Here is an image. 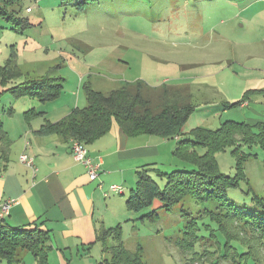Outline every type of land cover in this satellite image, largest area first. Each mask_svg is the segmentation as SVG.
Segmentation results:
<instances>
[{"label":"rangeland","instance_id":"obj_1","mask_svg":"<svg viewBox=\"0 0 264 264\" xmlns=\"http://www.w3.org/2000/svg\"><path fill=\"white\" fill-rule=\"evenodd\" d=\"M72 3L22 0L16 6L19 16L42 22L30 27L28 33L50 49L47 53L25 52L26 58L50 63L62 48L65 60L56 63L66 65L60 68V74L69 80L68 86L76 80L75 72L80 69L85 72L90 67L91 75L84 82L92 81L94 87L104 92L118 87V81L141 79L153 86L164 83L186 86L189 101L195 106L202 96L197 93L193 98L189 83L194 88L208 86L209 91L217 88L226 109L207 115L209 108L197 104L186 120L185 132L192 133L198 127L216 130L226 121H235L254 126L250 133L260 134L262 128L258 125L264 124V0H101L91 3L80 14ZM5 21L0 18V26L7 25ZM44 68L32 69L37 72ZM4 94L5 98L10 96L9 92ZM212 97L214 94L210 93L208 98ZM161 141L160 155L148 158L145 163L150 164L145 167L152 168L150 174L164 185L165 177L160 171L187 169L191 164H185L188 159L173 152L176 137ZM205 150V146L200 147L197 153L203 156ZM214 157L220 172L239 178L245 175L239 188L228 189L230 201L245 207L246 212L261 214L252 198L253 195L264 198L263 143L241 140L216 151ZM135 182L134 175L119 183L124 185L123 197L129 196ZM249 187L251 192L247 193ZM218 205L215 201L198 203L187 197L166 210L156 200L144 212L157 210L159 221H142L139 217L143 213H128L129 219H124L121 225L123 242L132 250L141 246L142 257L148 264H213L219 256V244L213 236L209 237L208 229L221 245L225 243L215 222L203 220L209 228L203 230L208 237L200 248L182 249L177 240L187 220L182 210L192 218L205 215L206 210H215ZM198 222L201 224L202 220ZM224 228L228 236L251 247L257 264H264L261 230L241 228L239 224H225ZM22 256L24 264H35L30 253L24 252ZM220 264L228 262L220 259Z\"/></svg>","mask_w":264,"mask_h":264},{"label":"trees","instance_id":"obj_2","mask_svg":"<svg viewBox=\"0 0 264 264\" xmlns=\"http://www.w3.org/2000/svg\"><path fill=\"white\" fill-rule=\"evenodd\" d=\"M21 1L0 0V18L18 31L26 30L33 25L29 18L18 15L16 6ZM95 1L101 0H62L63 4L73 2L72 5L80 13L86 12L88 6ZM13 57L12 55L5 65L0 66V82L3 87L15 82L2 89L0 97L5 92H10L15 97L26 95L42 101L52 100L58 96L62 82L53 72L38 78L24 77L16 81L24 75ZM85 91L87 98L85 107L75 109L59 122L44 125L40 132L57 133L69 141L76 139L89 145L109 133L115 122L129 136L146 134L164 138L176 137L177 144L173 152L187 158L188 161L184 163H190L191 167L171 172L160 171V175L165 177L164 185L150 174L152 168L143 166L136 170L135 185L126 199L128 210L143 213L139 217L143 221L149 219L156 222L160 219L157 210L144 212L153 206L156 200H159L166 210H171L187 197L198 203L215 201L219 204L217 208L206 210V214L202 216L198 214L189 218V214L182 210L187 220L182 226V234L177 244L182 249L187 247L196 249V246L200 248L201 242L208 237L203 233L204 228H209V224L203 222L207 219V222L217 224L218 230L225 238L224 245H221L212 230L208 229L209 237L213 236L219 244V256L213 264H220V259H225L228 264H257L255 252L250 250L251 247L228 236V230L224 225L239 224L241 228L249 226L264 233V198L253 195L252 201L262 210L258 215L255 212H246L245 207L236 206L230 201L228 189L239 188L245 175L239 178L220 172L214 153L226 145L241 140L248 143L261 141L264 145V124L258 125L262 128L259 135L250 133L254 126L235 121H226L216 130L198 127L192 133H186L184 130L186 120L196 109L189 101L190 92L186 86L166 83L151 86L144 80H135L122 81L118 87L108 92L94 89L89 85ZM224 108L225 104L210 107L209 114H216ZM203 146L206 150L202 156L197 153V149ZM250 192L249 187L247 193ZM198 220H202L201 224ZM121 229L122 226L119 224L98 235L110 255L104 264H148L142 257L141 246L135 250L125 246ZM49 241L48 230L38 227H12L0 220V264H22L24 252L31 253L38 264H49Z\"/></svg>","mask_w":264,"mask_h":264},{"label":"crops","instance_id":"obj_3","mask_svg":"<svg viewBox=\"0 0 264 264\" xmlns=\"http://www.w3.org/2000/svg\"><path fill=\"white\" fill-rule=\"evenodd\" d=\"M29 20L33 24L30 27L42 25V22ZM30 27L18 31L8 22L0 26V66L13 55L24 75L16 81L53 72L61 78L62 88L56 98L46 101L26 95L15 97L10 92L7 98L4 93L0 97V220L12 227L48 230L49 264H104L108 252L98 235L122 225L124 219H129L128 213L134 214L127 208L128 196H122L125 190L117 193L109 188L150 164L145 161L160 155L161 139L166 138L146 134L129 136L114 122L109 133L86 145L88 154L101 164L98 178L92 179L87 167L75 160L71 141L57 133L40 132L44 125L59 122L75 109L87 105L86 86L97 89L92 81L84 82L85 77L91 75L90 67L85 72L81 69L75 72L76 80L68 86L69 80L60 74V68L66 65L56 63L59 59L65 60L66 52L62 48L56 51L50 63L26 58L25 52L34 54L44 50L47 53L50 50L28 33ZM40 34L43 36L42 31ZM35 66L45 68L37 73L32 69ZM71 70L74 71V67ZM33 72L36 75H32ZM9 86L10 83L6 87L0 84V91ZM188 87L193 98L201 94L198 105L223 106L217 88L209 91L208 86L194 88L190 83ZM210 93L214 94L211 99L208 98ZM209 111L207 115H211ZM23 154L33 158L34 166L21 160ZM7 202H10L8 213H2L1 206ZM35 264H38L36 259Z\"/></svg>","mask_w":264,"mask_h":264},{"label":"built area","instance_id":"obj_4","mask_svg":"<svg viewBox=\"0 0 264 264\" xmlns=\"http://www.w3.org/2000/svg\"><path fill=\"white\" fill-rule=\"evenodd\" d=\"M71 149L72 154L76 161L83 163L91 176L92 179H96L99 176V172L101 170L100 162L94 161V159L88 154L87 146L76 139L71 140ZM21 160L29 166H34L33 158L23 154L21 156ZM112 192H124V187L119 184H112L109 188ZM2 213H8V209L10 207V202L4 203L2 206ZM3 216V214H1Z\"/></svg>","mask_w":264,"mask_h":264}]
</instances>
